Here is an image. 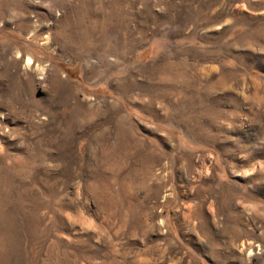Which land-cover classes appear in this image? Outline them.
Returning <instances> with one entry per match:
<instances>
[{"label": "rangeland", "instance_id": "374dc122", "mask_svg": "<svg viewBox=\"0 0 264 264\" xmlns=\"http://www.w3.org/2000/svg\"><path fill=\"white\" fill-rule=\"evenodd\" d=\"M248 204L264 0H0V264H264Z\"/></svg>", "mask_w": 264, "mask_h": 264}, {"label": "bare ground", "instance_id": "6f19581e", "mask_svg": "<svg viewBox=\"0 0 264 264\" xmlns=\"http://www.w3.org/2000/svg\"><path fill=\"white\" fill-rule=\"evenodd\" d=\"M123 45H125L123 42H122ZM194 53V52H193ZM184 68V67H183ZM166 69V68H165ZM170 69V68H169ZM180 70V69H179ZM187 71L186 69H183V71L181 72L182 74H185L184 72ZM176 73V72H175ZM120 87L121 89H126V86H127V81H122L120 84ZM214 118V117H213ZM123 140V139H122ZM121 144V143H120ZM141 144V143H140ZM149 156V159L151 160V154L148 155ZM150 164V163H148ZM248 207L251 211H253V217L255 218L257 216V214H259V209L257 208V206L255 205H252V204H248ZM260 217L262 218V220H264V213H261L260 212Z\"/></svg>", "mask_w": 264, "mask_h": 264}]
</instances>
